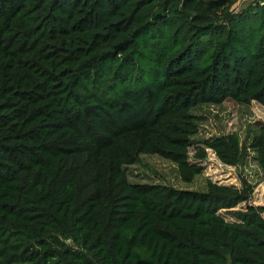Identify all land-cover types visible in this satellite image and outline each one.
Returning <instances> with one entry per match:
<instances>
[{
	"label": "trees",
	"instance_id": "1",
	"mask_svg": "<svg viewBox=\"0 0 264 264\" xmlns=\"http://www.w3.org/2000/svg\"><path fill=\"white\" fill-rule=\"evenodd\" d=\"M233 2L0 0V264H264L243 177L198 190L125 171L156 154L191 180L192 108L264 107V0ZM202 142L197 158L229 165L254 151L264 181V122Z\"/></svg>",
	"mask_w": 264,
	"mask_h": 264
},
{
	"label": "rangeland",
	"instance_id": "2",
	"mask_svg": "<svg viewBox=\"0 0 264 264\" xmlns=\"http://www.w3.org/2000/svg\"><path fill=\"white\" fill-rule=\"evenodd\" d=\"M250 1L234 0L230 7L239 10L246 7ZM258 1L261 2V0ZM192 113L196 117L197 126L191 135L187 155L190 162L201 166L200 172L191 180H181L174 163L169 159L156 154L139 153L135 162L125 166L128 180L158 182L176 188L201 190L205 187L206 179L240 187V178L243 177L252 187L247 203L264 206V181L254 160V151L247 149L245 160L237 165L222 163L208 148H205V154L201 158L195 156L197 147L203 146L202 140L213 135L236 132L240 141L247 143L251 136L257 133L259 125L264 122V107L254 100L241 104L225 98L219 103L197 105L192 108ZM242 207L240 203L231 209ZM231 209H220L218 212L225 219L231 220L234 218Z\"/></svg>",
	"mask_w": 264,
	"mask_h": 264
}]
</instances>
